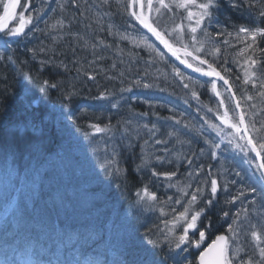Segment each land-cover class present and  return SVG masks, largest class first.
I'll use <instances>...</instances> for the list:
<instances>
[{
  "label": "trees",
  "instance_id": "16d2710c",
  "mask_svg": "<svg viewBox=\"0 0 264 264\" xmlns=\"http://www.w3.org/2000/svg\"><path fill=\"white\" fill-rule=\"evenodd\" d=\"M126 2L127 0H75V2H73V0L22 1V4L30 3L31 5L30 10L26 12V15H34L30 29L28 28L21 38L16 36L15 39H8L6 36H4V34L0 35V126H2V129H5L4 125H1L2 123H8L9 126H11V124H21L22 122H26L28 120L32 123L35 121H42L44 124L46 123L48 125L49 131H53L51 136L54 138L59 134L56 131L58 129L54 130V127L50 124V122L52 123V119L56 117L54 115L55 111L58 112V114L67 112L70 113L68 116L72 117L74 121L78 117L89 116L91 117L90 120H92V122L99 123L98 120L100 119H97L99 117H92L95 116L93 113L94 109H92V107L91 109L90 107H87L86 104L89 103L86 101V98H92V96H96L102 89L111 87L109 82L110 80H117L121 88H131L133 90L131 93H134L135 95H139L141 92L143 93V89L150 93L152 90H154V88H158L157 82L155 80L151 81V83H153L152 86L149 85V87H144V84H150L149 77L141 74L136 66L132 65L129 61L124 60V57L131 55V50L128 45H122L120 40L124 44H127L130 37L128 33V26L136 24L128 12L125 11ZM239 2L241 1L239 0ZM171 3L172 0H169V4ZM239 5V7H233L232 0H216L212 8V17L210 21L219 22L220 25L217 26V24L213 23L212 27L206 28L203 26V28L206 29L207 35L206 37H203L202 40H205L206 42L212 40L216 41V48L220 49V54H214L213 56L206 55L204 59H208L210 63H213L215 67L223 73V75L231 83L237 98L242 101L243 98L245 99V97L248 96L247 92L249 83H244V74L242 73L241 68L234 65V57L237 59L247 58L252 54L253 50H247V43L244 41L243 37H241L239 40L236 38V31L238 26H264V22H262L260 16H257L254 20H252L248 14L246 15L244 13L246 7L241 4ZM76 8H78V10H76ZM23 10V8L20 9V11ZM45 11L47 14H43ZM183 11V9L176 8L173 5L172 12L169 10V13H172L174 17H179L181 22H186V18L184 17L185 12ZM57 20L63 21V26L59 28H53L52 25L55 24ZM153 20L158 24L161 30H163L160 20L158 21L156 18ZM208 22L209 21H206L205 24ZM36 24L41 25V32L33 28L34 26L32 25ZM224 29H227L228 33L232 34L231 36L223 35L227 40L226 47H223L224 45L219 42L220 36H216L218 31L225 32ZM137 30L139 29L137 28ZM43 32L44 34H42ZM43 35H45V37ZM112 35L113 37L115 36V38H113ZM118 37H120V40ZM125 37H128V39H125ZM183 38H185L184 35ZM260 40L261 39L258 38L257 41ZM256 48L257 45L254 47V49ZM62 49L66 50L68 57H62L61 59L59 57V52H61ZM118 53H123L125 55L118 56ZM262 55H264V52ZM161 58L162 65H173V63L168 61L166 58ZM5 61H9V63L12 65L11 67L13 68V71L8 70V68L2 65ZM236 68L239 69L238 72L235 71ZM25 73H28L31 76V79H27L29 86L26 87V89L31 93L32 97H30L31 99H28L27 102L23 100L24 103L22 104L21 101L14 104L11 101L13 100L12 96L19 100L27 97L26 95L23 96V98L21 96L24 95L23 91H25L22 81V75ZM89 76L93 78L90 79ZM141 76H143V78ZM107 77H109L110 80H108ZM175 77L176 71L172 74L163 75L159 80L162 83L159 88L167 89L168 85L166 82H175ZM259 78L260 77L256 79L257 83L261 85L264 84V78L263 80L262 77L260 79ZM45 79L49 80L50 83H55L57 87L48 88L46 91H39L38 94H35V90L41 88V82ZM200 80L201 81H198L199 84H203L202 81H204L205 83H208L207 85H211L210 80ZM71 87H79L87 93L79 94L75 91H71ZM206 87L208 95L202 96L204 97L202 98L205 102L204 105L206 107L213 106L216 112H220L217 99L214 97L212 92L210 93V88L208 89V86ZM218 87H221V85ZM189 90L193 91L191 89ZM61 91H65L67 93H76L79 95L78 97L80 99H75L78 101V104L73 103V106L76 110L72 109L70 106L59 108L51 101L50 97L54 94L58 95V93H62L61 95L63 97L65 93ZM199 91L200 90H196V93H199ZM261 91H264V88L260 89L259 87L255 94H258ZM225 92L226 93H221V91H219L221 94L220 96L224 99V104L225 107L228 108L229 114L233 118H236L231 99L229 98L226 90ZM239 92L241 93V96ZM168 95L169 91H161L159 96H162L164 101H170L171 98L167 97ZM250 95L253 96V94ZM159 96L154 97V99L151 100H159ZM177 97L179 98V95ZM58 99L64 100L62 98ZM32 100H36L38 102L37 105H34ZM93 101L94 99H92V102ZM152 101L149 102L152 103ZM80 102L81 104L85 105V107H80ZM185 102H188V100H185ZM246 103L249 102L246 101ZM166 104L167 103L160 102L158 104H153L150 109H143L139 111L143 114H150L152 112L171 118V111L166 110ZM77 107H80V111L77 110ZM241 108L244 111L242 102ZM24 111H26V113H24ZM197 112L199 113V111ZM165 113H167V115H164ZM189 113L194 115L191 112ZM172 116L179 119L181 126L189 128L184 126V124H189V122H191L190 119L184 116L179 117V113L172 114ZM104 117L109 118L108 115H104ZM206 119L209 121L210 119L214 118L206 116ZM197 120L202 123L201 117L197 118ZM57 122V126L60 127L62 124H60L58 120ZM251 122L253 123L252 120ZM73 124H77L78 126L80 125L78 122H73ZM190 126L192 130L198 128L196 124ZM207 127L208 124L206 125V128ZM209 131L211 132L212 130L209 129ZM16 134V138L9 137L11 138L10 144L13 145L14 149L19 151H22L23 148H26V150L29 149L27 151L29 154L25 155L26 157L31 156L34 152V150L32 152L31 145L33 144V147H36L33 134L28 129H24L21 132L19 131ZM202 137L203 135L199 134V138L197 140H201L202 142ZM0 141H2L1 136ZM0 146H2L1 142ZM42 150H49V148H43ZM199 152L200 155H198ZM17 154L21 155V153ZM60 156H63V154ZM203 156H205V153H203V148H201V151L198 152H185L184 159L186 162L191 160V166H193L192 169L199 170L201 168L204 169L203 164H209L211 160V157L208 156L203 158L205 162L202 163L199 160V157ZM192 157H194V159ZM72 162L73 160L71 159L68 161L70 165ZM59 163L61 164L62 160ZM136 165L138 166V168L135 167L137 171L140 165L139 163H136ZM63 166H67V163H64ZM124 166L128 172L124 175L126 181L122 182L121 185L118 184L119 180H121L118 175L114 176L111 174V179L109 177H101L99 175L94 176L93 184L88 185V189H90V191L91 189L93 190L91 191L92 195L90 200H94L91 202L90 206H83V204L80 202L78 204H71L66 195L62 197V192H60L58 198H55L54 196L56 201H53V207L56 209L59 216L66 215L58 217L60 226L72 227L76 229H80V227H88L85 228L81 234L78 233L77 236L74 235L75 237L70 236L68 231L69 229H58L54 219L50 217H43V220L40 222V224L42 223L41 226L40 224L35 225V222L34 225L26 222L24 223L19 217L17 218L19 219L18 222L14 220L16 224L11 220L10 222L13 225H1L0 248L3 246H8L11 249L18 247L23 248L35 244L36 255L38 257L39 263L50 261L53 264H81L79 260V257L81 256L86 258L89 264H143L144 261H148L150 264H197V252L195 249L194 251L191 250V246H189L187 252L185 251V253L182 255L179 256L178 254L175 257L172 256L175 254V248H172L169 254H166V249H163L162 247H160L161 250L159 248L157 249L158 251L153 252H150L151 250L146 249L151 247L147 244V240L153 239L155 234L154 231L161 226L160 225L157 228V225H154L161 222L160 216L153 217L149 214L146 216L147 218L144 217L142 219L143 222H137L135 224L131 223V225L134 224L136 229H139V232L137 233V231L134 232L131 230L129 235L123 236V228H125L126 225L130 226L131 228V225L129 224H121L125 216L129 213V210L128 205H124L120 198L117 200L116 198L122 193L124 190L122 187L127 184L129 180H134L137 182L140 179H143L139 176V173L135 177H132L131 171H129L130 167L127 164ZM43 170L41 172L42 175L45 173L46 176L53 174L50 169H47L44 172ZM56 172L58 175L62 174V183L70 184L75 182L77 184V181L74 178V176L77 174H75L73 171H71L68 175L66 174V178L64 177L63 171L59 172L58 168ZM231 176L232 174L227 172L224 175L215 173L213 177H216L217 179L222 177L226 184L229 183L228 188H233ZM103 179L105 181H103ZM114 181L117 182L116 186L120 185L119 188H113ZM45 182H48L47 178L41 179V184H44ZM218 183L219 185L221 184L219 179ZM82 184H85V182ZM249 184L250 183L246 184L244 189H246ZM143 185L144 184H142V186ZM153 192L157 194V197L160 196L158 194L159 192L155 190ZM222 192V190H219L214 198L210 197L214 201L212 204V209L217 211V217L212 221L209 216V212H207L203 216V222L200 224L205 225L209 219L211 220V227L208 230L211 236L218 232L224 231L228 235V231L225 226H220L219 228L214 227L215 221H222V218L224 217L223 212L231 211L232 213V210L228 205L232 202L229 196H233V194L223 198V203L221 206L218 205V200L221 199L220 194ZM245 192H247L248 197L249 195H254L246 190ZM125 196L131 200V198L128 196V193H126ZM61 197V201L58 202ZM114 199L118 205L112 204ZM255 202L256 206L260 207L259 198H256ZM98 206H103V209L110 208L112 206L118 208L117 211H113V214L117 215L116 220L114 218H110L107 220L109 222L106 221L102 224V227L95 226L104 220L99 219L98 217L95 219L92 218L91 211L89 210L92 207ZM85 213H87V215L86 217H83V214ZM29 216L30 215L26 214L25 220ZM107 223H109L111 227H104V225ZM92 226L101 229V231H91L90 229ZM153 227L156 228L154 229ZM160 233L161 232H158V236ZM135 234L139 241L138 245L143 246L141 244V240H144L145 243L143 242V244H145V248H138V245L136 243L134 244L130 240V238H135ZM108 237L115 238L110 250H107L106 246L101 244L104 242L105 238ZM197 237L198 232L192 236L194 239H197ZM107 251H109L110 254ZM178 259L179 263H177ZM117 260L119 263L115 262Z\"/></svg>",
  "mask_w": 264,
  "mask_h": 264
},
{
  "label": "rangeland",
  "instance_id": "374dc122",
  "mask_svg": "<svg viewBox=\"0 0 264 264\" xmlns=\"http://www.w3.org/2000/svg\"><path fill=\"white\" fill-rule=\"evenodd\" d=\"M240 1L241 2H239V0H236L238 4L246 7L244 13L246 15L248 14V16H250L252 20H254L257 16L261 17L260 14L264 13V0H249V2L252 4V7H249L248 2H245V0ZM166 3H169V0H166ZM155 7H159L156 0H154V8ZM76 10H78V8H76ZM43 14H47V12L45 11ZM165 15L171 16L172 22L174 23L171 25L162 24L161 26L163 27V29L166 28L170 31L175 25L183 23L184 33L182 34V36L184 35L185 37L183 39L187 40L190 43L191 33L188 30L187 13L185 12L184 15V17L186 18V22H181L179 20L176 21V18L172 15V13H169V9L164 8H161L159 15H157L156 12L153 11L152 17L153 19L156 18L159 21ZM30 25L27 28H29ZM13 26H15L14 23L11 25V27ZM203 26H205V24L202 25V28ZM27 28L25 29V31L27 30ZM203 29L204 31H201L200 29L197 31L196 35L198 40H202L203 37H206V29ZM224 31L228 33L227 29H224ZM3 34L8 39L16 38V36H8L5 33ZM260 39V41H257V48L253 49L252 54L250 55L252 58L257 60V65L253 69H251V71L255 72L256 79H258V77H262L263 80L264 55L262 54L264 52V37H260ZM225 41L227 40L224 38V36H220L219 42L224 45L223 47L227 46V43H225ZM123 55L125 54L118 53V56ZM247 59L248 57L238 59L234 57V65L241 68L243 74L245 73V69L247 68V64L245 63ZM235 71L238 72L239 69L236 68ZM141 77L143 78V76ZM107 78L108 80H110L109 77ZM177 79L179 80L178 76L175 77V80ZM22 81L23 88L25 90L23 91L24 95L22 96H27L26 98H24V101L27 102L28 99H31L30 97H32V95L26 89L29 84L27 83L25 75H22ZM109 82L111 87L102 89L96 96H92L91 99H94L93 102L86 104L88 108L90 107L91 109L92 107V109H98L102 114H105V112L107 111L111 112L108 114L109 118H97L96 116H92L100 119L98 120L99 123L92 122V120H90L91 117L89 116H81L74 121L72 117L68 116L70 115V113L67 112L58 114V112L55 111L56 117L52 119V123L50 122V124L54 127V130L59 128L57 126V120L63 126L60 125V128H62L60 131L56 130L59 134L54 138H52L51 136L53 131H49L48 125L46 123L44 124L42 121H35L32 123L28 120L26 122H22L21 124H15L18 131L21 132L24 129H28L33 134L36 147H33L32 144L31 149L32 152L33 150L34 152L32 155L30 154L31 156L26 157L25 154H29V152H27L29 149L26 150V148H23L22 151L16 150L9 142L10 146L8 145V147L12 148V151H10L12 154L8 156L9 153L6 151V149L8 150V148H6L5 146H0V219L9 212V216L4 220L5 222L3 224L9 226V224H12L9 221L10 218H12V221L16 220V222H18L19 219L17 218L20 217L24 223L26 222L34 225L35 222V225H39L43 220V217H50L54 219L55 224H57L58 226V229H69V235L75 237L74 235L77 236L78 233L81 234L85 230V228L88 227H80V229H76L72 227L60 226L58 217L66 215L59 216L58 212L53 207L52 203L53 201H56L55 198H58L60 192H62V197L66 195L71 204H78L80 202L83 204V206H90L91 202L94 200H90L92 195L91 191L93 190L91 189L90 191V189H88V185L93 184L94 176L99 175L101 177H109L111 179V174H113L114 176L118 175L121 179L119 180L118 184L121 185L122 182L126 181L124 175L128 171L124 165L127 164L130 167L129 171H131L132 177H135L139 173V176L143 178L146 183H148V185H143L138 190L141 195V190L144 187H147L149 192H153L155 190L159 192L158 194L162 195V197H158L157 201L155 202L150 200H142L137 192L133 195V202L130 204L131 206H128L129 213L125 216L121 224L131 225V223L135 224L137 222H143L142 219L149 214L153 217L160 216L161 222L154 225H157V228L161 225V228L159 227V230L156 229L154 231L155 234L153 236V239L163 240L162 233L166 231V222L172 219V209L174 208L177 212L183 210L181 205H177L172 201H169L168 197H172L173 200L182 199L183 202H186L182 197L180 189L185 188L189 184L192 185L193 188L199 185L203 187L205 191L202 200L198 202L197 206L203 207V202L210 198V183H208L210 182V179L215 175V173L224 175L225 173L229 172L232 174L231 181L233 184V188H228L229 183L226 184L225 180L222 177L218 178L221 182V184L219 185V190L223 191L220 194L221 199L218 200V205L221 206V204L223 203V198L229 196L230 194H233V196H229V198H231V201L232 197L234 196L238 198L228 205L232 210V213L231 211H228L229 215L227 217H221V226H225V228L228 229L229 224L233 225L236 236L235 242L232 244V247L235 248L239 246L242 249L240 259H247L248 257H253L254 260L258 259V251L255 248V242L251 238V231H261L262 236H264V194L257 192L253 196L249 195V198L247 192L244 191V195H239L240 191L244 190V186L246 184H251V181L248 179V177L252 174V168L249 167V161L253 159L254 155L253 153H249L248 156L245 157L244 154L241 153L238 149H234L233 147H225V144L222 143L221 148L216 150L217 157H213L211 154L213 149L211 147V144L208 143V141H212L215 143L221 142L220 138L216 135V132L209 127L206 128V125L208 124V122L217 124L221 123L217 119V115L223 114L225 104L224 107H221L219 105L220 112H216L213 106L206 107L204 105L205 102L202 99L204 97H202L199 93H196V91L194 90L189 94L190 99L185 97L183 98L184 100H188V102H185L181 98L172 95L174 94L172 92L167 96L171 98L170 101H164L162 96H159V100L152 101L151 99H154V96L151 94V99L147 100L152 101V104H158L160 102L167 103L166 110L171 111V114L168 113L171 115V118L152 112H149L152 115L149 116L150 114H143L136 108V102L138 101L137 98L139 97V95L131 93V91L133 92L131 88H121L117 80H110ZM177 85H179V83ZM248 85L247 95L253 94V99L248 100L249 103L244 102L243 106L245 111L244 113H246L245 121L247 123H252V120L253 123H255L256 127L261 129L260 132L253 133V136L255 138L257 136H264V102L263 96L255 94V92L258 91L259 87L261 89V84H258L256 80L255 87H253L251 83H249ZM222 87L224 88V86ZM40 89H36L35 94H38V92L41 91ZM102 92H107L109 94L107 99L101 98ZM193 92L196 93L195 96H193ZM213 93L215 94V92ZM221 98L222 97L219 96L218 102ZM32 101V103L36 102V100ZM112 103H118V107L115 109L111 108ZM190 108L197 109L199 113L203 115L199 113L198 115H191L189 113L191 112ZM77 110L80 111V107H77ZM176 113H179V117L184 116L190 119L191 122H189V124L192 126L196 124L198 128L192 130L189 124H184V126L189 128L181 126L179 123V119L172 116V114ZM164 115H167V113H165ZM206 116L212 117L214 119H210L208 121L206 119ZM150 117H154V119L150 120ZM199 117H201L202 123L197 120V118ZM233 119L235 120L237 118L234 117ZM73 122H78L79 124L82 123V130L80 131L78 129V125L73 124ZM92 124H99L101 127L110 124L111 127L107 132L96 133L90 127V125ZM1 125H4L5 129L9 127L8 123H2ZM222 127H224L225 134L232 132L231 128L223 125ZM208 128L212 131L210 132ZM199 134L203 135L202 142L201 140H197L199 138ZM157 141H159L160 143H157ZM236 142L241 144L245 143L241 140H237ZM43 148H49V150H42ZM201 148H203V153H205V156L199 157V160L204 163L205 161L203 160V158H206L208 156L211 157V160L209 164H203L204 169H199V174L197 175V169H192L193 166L189 165V162L185 161L184 154L185 152L201 151ZM17 153H21V155H18ZM61 154H63V156H60ZM198 155H200V152ZM113 157H115L117 161L116 166H118L119 171L117 172L114 170L116 166H114L113 169H110L109 171H105L104 167H101V165H105V162L111 161ZM157 157H160L161 159H157ZM192 158L194 159V157ZM70 159L73 160L71 165L70 163H68ZM61 160L62 167L59 163ZM134 162L139 163L141 167L139 172L136 171ZM64 163H67V166H63ZM254 163H257V161H255ZM57 168L59 172L63 171L65 178L66 174L68 175L71 171L77 174L76 176H74L77 184L75 182H72L70 184L62 183V174L58 175V173L56 172ZM47 169H50L53 174L46 176L45 173L44 175H42V170L44 172ZM153 170H155V172L157 173L176 172L177 175L171 180H167L163 176H153ZM190 172L193 173L191 177H189ZM236 172L241 173V175L236 176ZM44 178H47L48 182L41 184V179ZM103 181L105 180L103 179ZM199 181L200 184L198 183ZM233 181H236V183H233ZM84 182L85 184H82ZM116 184L117 182L114 181L113 188H119L120 185L116 186ZM225 186H227L226 190ZM240 187H242L243 189ZM62 197L60 198V200H58V202L61 201ZM118 198L119 196H117L116 200ZM256 198H259L260 207L256 206ZM112 202L113 205H118L115 199ZM117 209L118 208H116L115 206L106 209H103V206H98L92 207L89 211H91L92 218L95 219L98 217L99 219L104 220L98 225H95L102 227V224L108 219L114 218L116 220L117 215H114L113 211H117ZM237 213H239L238 216L236 215ZM26 214L30 216L25 220ZM1 215L3 216L1 217ZM86 215L87 213L83 214V217H86ZM202 219L203 216L201 217V220L199 222L200 227L204 226L200 225L201 222H203ZM16 222L14 221L15 224ZM134 224L131 225V228L128 225L123 228V236L129 235V232L131 230H133L134 232L137 231V233L139 232V229H136ZM104 227L108 228L111 227V225L107 223L104 225ZM94 228L96 227L92 226L90 230H96L97 232L101 231V229L99 228ZM153 228L155 229L156 227ZM208 230L209 228H207L206 230V239L201 244V247H204L207 244L208 240H210V233L208 232ZM179 231L180 229L178 228L177 232ZM158 232H161L159 236ZM191 235L193 236V234L190 232V236ZM228 235L232 234L228 232ZM114 240V237H108L105 238L104 242H102L101 244L106 246L107 250H110ZM130 240L134 244H139L136 234L135 238H130ZM143 242L144 240H141V244L143 246L138 245L137 247L141 249L145 248V244H143ZM189 246H185L186 250L174 249L175 254L172 256L175 257L178 254L179 256L182 255L183 253H185V251L187 252ZM161 247L171 252V249L168 247L167 243L162 244ZM159 248L153 249L151 247H148L146 249L151 250L150 252H153L158 251L157 249ZM2 250L3 248L1 247L0 253L2 252ZM191 250L194 251L193 246H191ZM1 256H4V254ZM8 258L9 260L3 261L0 264H27V262H30L31 259V257L29 256L24 261H22L20 257L15 256H10ZM115 262L119 263L118 260ZM177 263H179V259Z\"/></svg>",
  "mask_w": 264,
  "mask_h": 264
},
{
  "label": "snow or ice",
  "instance_id": "6c2138e0",
  "mask_svg": "<svg viewBox=\"0 0 264 264\" xmlns=\"http://www.w3.org/2000/svg\"><path fill=\"white\" fill-rule=\"evenodd\" d=\"M75 2V0H73ZM159 7L154 8V0H127L125 4V11L128 12L130 17L134 18L135 21L139 22V25L143 26V29L147 30V33H150L152 37H155L156 41H159L168 53H171L172 56L180 60L182 64H185L189 68H194L196 72H200L205 76L213 77L223 81L224 85H227L226 91L230 93V99L235 103L236 109H241V101L236 98V93L232 91V85L228 79H226L221 72L217 70L213 63H210L208 59L202 57V53L205 49V40L197 39V31L200 29L204 31L202 25L206 21H210L212 17V8L216 0H172V3H166V0H156ZM249 7H252V4L249 0ZM176 8L183 9L187 13L188 20V30L191 33L190 43H183L184 33V24L180 23L175 25L170 31L168 29H163L154 22L152 18L153 11L159 15L161 8L172 10V6ZM240 5L233 0V7H239ZM30 3H21V0H0V32L5 33L8 36H21L25 34V29L32 23L34 15H26V12L30 10ZM23 8V11H18V9ZM147 9V11H145ZM262 22H264V13H261ZM15 24V26L10 27V24ZM63 26V21L57 20L55 24L52 25L53 28H59ZM205 35L207 33L205 32ZM229 35L231 33H226L223 31H218L216 36ZM243 37L244 41L247 43V50H253L257 44V40L260 37H264V26H238L236 31V38L239 40ZM128 39V37H125ZM178 41L180 46H177L173 41ZM135 43L143 44L148 48L156 51L157 55L163 57L165 54L160 51L156 46L150 43V37L145 35L140 37ZM227 43V41H225ZM191 47V51L189 48ZM214 52L219 53L220 49L215 48ZM191 60V62H190ZM43 63V62H42ZM247 68L245 69V80L244 83H251L253 87L256 86V74L254 71H251L256 65L257 60L251 56L245 61ZM206 65L207 67H202ZM177 74H179L178 70ZM26 79H31L30 74L25 73ZM90 79L93 77L89 76ZM139 83V82H138ZM144 87H149L148 84H144ZM188 87V85H184ZM55 83H50L49 80L45 79L41 82V91H46L48 88H56ZM211 87L216 96L221 94L217 91L216 80L214 79L211 82ZM261 88H264V84L261 85ZM72 93L68 94L69 99L71 98ZM196 93L193 92V96ZM260 96H264V91L258 93ZM109 94L107 92L101 93L102 99H107ZM246 100H252L253 97L248 95L245 97ZM219 105L224 107V99L221 98ZM118 107V103H112L111 108L115 109ZM254 107V105H253ZM238 119H233L229 115L228 108H224L223 114H218L217 119L221 122L220 124L208 122V127L213 129L216 132V135L220 138V143H215L208 141L211 144L213 149L212 156L217 157V151L221 148V144H225V147H233L238 149L245 157L249 153H253V159L249 161V167L252 168V174L248 177L251 181V184L244 190H241L239 195H244V191H248L252 194L257 192L264 194V136H257L254 138L253 133H258L261 131L260 128H257L255 123H247L245 121V113L241 110L238 114ZM232 129V132L225 134L224 127ZM90 127L96 133H103L110 130V124L104 127H101L99 124H92ZM147 127V126H145ZM237 140L244 141V144L236 142ZM157 143H160L157 141ZM157 159H161L157 157ZM259 161L258 163H254ZM117 165L115 157L111 161H106L104 167L105 171L113 169ZM189 165H191V160H189ZM115 171H119L118 166L115 167ZM153 176H163L167 180H171L177 175L176 172H165L157 173L153 170ZM199 170H197V175ZM193 173H189L191 177ZM236 176H240L241 173L236 172ZM210 197L214 198L219 190V183L216 177L210 179ZM236 183V181H233ZM227 186H225L226 190ZM205 189L201 186H196L195 188L192 185H187L185 188L180 189L182 199L173 200L172 197H168L169 201L177 205H181L183 208L182 211L177 212L174 208L172 209V219L166 222V231L162 233L163 240L160 239H148L147 244L150 245L153 249L161 247L162 244L167 243L169 248H175L180 250H186L185 246H194L199 249L201 244L206 239V230L211 227V220L203 226H199L201 217L205 215L207 209L212 206L213 199L209 198L204 201L203 207H198V202L202 200ZM142 195L138 192L142 200L157 201L158 197L155 192H149L147 187H144L142 190ZM238 197H232L234 202ZM229 213L227 211L223 212V216L227 217ZM237 216L239 213L236 214ZM255 227V226H253ZM180 229L177 232V229ZM227 231L232 235L219 234L216 235L215 239L204 249V251L199 254V264H264V236H262L261 231L253 230L251 231V238L255 242V248L258 251V259H253V257H248L247 259H240V254L242 249L237 246L232 247V244L235 242L236 232L233 228V225L229 224ZM190 232L195 235L198 232V239L192 238ZM143 264H150L148 261H144Z\"/></svg>",
  "mask_w": 264,
  "mask_h": 264
},
{
  "label": "bare ground",
  "instance_id": "6f19581e",
  "mask_svg": "<svg viewBox=\"0 0 264 264\" xmlns=\"http://www.w3.org/2000/svg\"><path fill=\"white\" fill-rule=\"evenodd\" d=\"M22 1L23 0H21V3H22ZM18 11H20V9H18ZM145 11H147V9ZM183 12H186V11H183ZM175 18H176V21L177 20L181 21V19L179 17H175ZM135 22H136V24H133V25L128 26V33H129V36L130 37H129V42L127 44H124L120 40V37H118L119 40H120V42H121V44L122 45H128L130 47V50H131V55H129L128 57H124V60L129 61L132 65L136 66V68L139 70V72L141 74L149 77V79H150V82L149 83L151 84V86L153 85V83H151L152 80H155L157 82V86H158V88H154V90H152L151 93H148L145 89H143V93L141 92V94H139L140 96L137 98L138 101L136 102L137 103L136 104V107H137L138 110L150 109L153 106V104L150 103L147 99H151V94L154 97H158L160 95V92H161L160 90L166 91V92L169 91V93L172 92V93H174L172 95H175L176 97L179 95V98H181L183 101H185L183 99L184 97L190 99V97H189L190 95L189 94L191 93V91L189 89L194 90V91L200 90L199 91V94L201 96H207L208 95V92H207V87L206 86H208V89L210 88V93L212 92V94L214 95V97L217 99V102H218L219 97L216 96V94L213 93V90H212L211 85H207L208 83H205L204 81H202L203 84H199L198 83V81H201L200 79H207V80H210L212 82L214 80L213 78L201 77L199 75H202V74H200V73L197 72V74H199V75H197V74L191 72V70H192L191 68L187 67L185 64H182L180 62V60H177L174 56L171 55V53H168L167 50L163 47V45H161L159 43V41H156L155 38L152 37L150 33H147V31L145 29L141 28V25H139V22L138 21H135ZM160 22L162 24H164V25H171V24L174 23V22H172V18L169 15L163 16V18L160 19ZM213 23L217 24V26L220 25L219 22H215V21L214 22L213 21L211 22V21H209L207 24H205V27L206 28L212 27ZM11 25L12 24H10L9 26L11 27ZM32 26H34L33 28L35 30L37 29L40 32L42 31L40 24H36V25H32ZM137 28L139 30H137ZM29 29H30V27H29ZM44 32L42 34H44ZM135 34H137V35H135ZM145 35H147V36L150 37V43L154 44L156 46V48H158L160 51H162L165 54V56H163V57L166 58L168 61L172 62L173 65L172 64L171 65H167V64L162 65L161 64V59L162 58L159 55H157L156 51H154L151 48L146 47L143 44H139L138 45L137 43L134 42V41H138L140 39V37L145 36ZM22 36L23 35L17 36V37L18 38L19 37L21 38ZM43 36L45 37V35H43ZM61 37H62V35H61ZM112 37H113V35H112ZM113 38H115V36ZM173 42L176 43L177 46H180L178 41H175L174 40ZM183 43L189 44V42L187 40H185V39H183ZM215 48H216V41L212 40V41L206 42L204 52L201 54L202 57L205 58L206 55L213 56L214 54H220V52L219 53L214 52V49ZM189 50L191 51V47L189 48ZM59 57L61 59H62V57H68V54L66 53V50L65 49H62L61 52H59ZM190 62H191V60H190ZM2 65L4 67L8 68V70L13 71V68L11 67L12 65L9 63V61L8 62L5 61ZM202 67L206 68L207 66L206 65H203ZM176 70H178L179 74H177V71ZM193 70H194V68H193ZM217 70L220 71L218 68H217ZM175 71H176V77L178 76L179 77V80L177 79V80H175V82H171V83L166 82L167 85H168L167 89H164V88L161 89V88H159V86L162 85V83L159 81L160 78L163 75L172 74ZM221 74H223V73L221 72ZM178 83H179V85H177ZM186 84L188 85V87H185L184 86ZM216 84H217V91L218 92L221 91V92L226 93L225 92V89L222 87V85L219 82L216 81ZM219 85H221V87H218ZM175 86H179V87H175ZM70 90L71 91H75V92H77L79 94H81V93L82 94L83 93H87V92H84V90H82L79 87H71ZM232 90L234 91V89H232ZM61 92H64L65 93V95L63 97L61 95L62 93H58V95L57 94H54V95H52L50 97L51 98V101L55 105H57V107H59V108L60 107L70 106L72 109L76 110L74 108V106H73V103L78 104V101L75 100V99H80L78 97L79 95H77L76 93H72L71 98L69 99V97H68L69 92L68 93L65 92V91H61ZM227 93H228V95L230 97V94H229L228 91H227ZM110 95H111V93H110ZM240 96H241V93H240ZM22 98H23V96H22ZM58 98H62L64 100H61V99H58ZM206 98H208V97H206ZM236 98H237V96H236ZM12 99L13 100H11V99L10 100L14 104L16 102H20V101H21V104L24 103V101H23L24 99L19 100V99H17L14 96H12ZM237 99H239V98H237ZM86 101L88 103H91L92 102V99L91 98H86ZM246 101H248V100H246V99L243 98V100L241 101L242 102V106H243L244 102H246ZM231 102H232V105H233V100L232 99H231ZM37 103L38 102L36 101L35 102V105H37ZM218 103H215V104H218ZM80 104H81V102H80ZM80 104H79L80 107H82V106L85 107V105H83V104L80 105ZM233 109L235 111V115H236V118H237L238 115H237V112H236V110L234 108V105H233ZM190 110H191V113L192 114L198 115L197 114L198 113L197 112L198 111L197 109L190 108ZM241 110H242V108L240 109V111ZM24 113H26V111H24ZM93 113L97 117L104 118V115H108L111 112L110 111H107V112H105V114H102L101 111H99L98 109H94L93 110ZM149 116H152V115L150 114ZM149 119L150 120L151 119H154V117H150ZM81 124L78 126L79 127L78 129L80 131L82 130L81 129L82 128ZM57 129L60 131L62 128L59 127ZM17 132H19V131L16 129V126L15 125H11L8 128H6V129H2V126H0V136L2 137V141H0V142H1L2 146H5L6 148H8V150L5 148L6 151L9 153L8 156H10L12 154L10 152V151H12V148L8 147L9 142H11V138H16V136H17L16 133ZM9 137H11V138H9ZM134 165H135L136 168H138V166L136 165L135 162H134ZM140 168L141 167H139V169H137V171H140ZM198 183L200 184V181ZM142 184L148 185V183H146L143 179H140L137 182L134 181V180H129V182H127V184H125L122 187V189H124V190L122 191L121 194H119V198L121 199V201L123 202L124 205L131 206L130 204L133 202V198L132 197H133L134 194H136L138 192V190L140 189V187L142 186ZM126 193H128V196H129V198H131V200H129L128 197L125 196ZM161 197H162V195L159 196V198H161ZM163 200H164V198H163ZM207 212H209V216H210V218H211L212 221L218 215L216 213L217 211H215L214 209H212V206H210L207 209L206 213ZM220 226H221V222L220 221H215L214 222V227L219 228ZM224 232H218V233L214 234L213 236L209 235V239L210 240H208L207 244L204 247H201L199 250L194 247V249L197 252V255L196 256L198 257V255L200 254V252L204 251V249L207 248V246L212 242V240L215 239L216 235L224 234ZM165 253L166 254H169V251L168 250H165ZM197 257H196V259H197ZM196 262H197V260H196Z\"/></svg>",
  "mask_w": 264,
  "mask_h": 264
},
{
  "label": "water",
  "instance_id": "95a60500",
  "mask_svg": "<svg viewBox=\"0 0 264 264\" xmlns=\"http://www.w3.org/2000/svg\"><path fill=\"white\" fill-rule=\"evenodd\" d=\"M141 27H143L142 25H141ZM146 30V29H145ZM147 31V30H146ZM0 33H2V32H0ZM155 38V37H154ZM167 50V49H166ZM176 58V57H175ZM178 60V59H177ZM179 62V61H178ZM192 69V70H191ZM190 70H191V72H193V73H195V74H197V72H195V70H193V68H191ZM198 73H200V72H198ZM200 74H202V73H200ZM197 75H199V74H197ZM222 75V74H221ZM199 76H201V77H208V76H205V75H199ZM208 78H213V77H208ZM213 79H215L216 81H218V82H220L226 89H227V85H224L223 84V81H221V80H219V79H216V78H213ZM233 91V90H232ZM230 94V93H229ZM233 105H234V108H235V103H234V101H233ZM235 110H236V112H237V114L240 112V109H236L235 108ZM237 119H238V116H237ZM254 155V154H253ZM259 161H257V163H258ZM199 255H198V257H197V263L199 264Z\"/></svg>",
  "mask_w": 264,
  "mask_h": 264
}]
</instances>
